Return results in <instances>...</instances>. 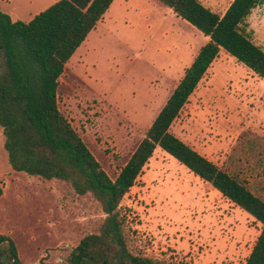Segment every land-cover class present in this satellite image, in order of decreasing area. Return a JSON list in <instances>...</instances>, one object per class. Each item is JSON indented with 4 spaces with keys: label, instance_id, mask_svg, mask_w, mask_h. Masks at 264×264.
<instances>
[{
    "label": "rangeland",
    "instance_id": "rangeland-1",
    "mask_svg": "<svg viewBox=\"0 0 264 264\" xmlns=\"http://www.w3.org/2000/svg\"><path fill=\"white\" fill-rule=\"evenodd\" d=\"M49 1L0 0V10L27 21ZM129 1L132 12L103 16L57 87L60 111L112 179L208 40L155 0ZM200 1L221 15L232 0ZM246 21L264 50V3ZM170 130L264 200V79L247 66L220 50ZM3 141L0 126V232L23 264L61 262L97 230L100 208L62 181L13 170ZM120 205L138 249L178 264H244L261 228L159 147Z\"/></svg>",
    "mask_w": 264,
    "mask_h": 264
},
{
    "label": "trees",
    "instance_id": "trees-1",
    "mask_svg": "<svg viewBox=\"0 0 264 264\" xmlns=\"http://www.w3.org/2000/svg\"><path fill=\"white\" fill-rule=\"evenodd\" d=\"M113 0H54L28 21L0 10V126L11 168L42 180H59L80 197L90 196L102 217L61 262L38 264H178L148 257L128 234L121 200L156 147L209 183L261 224L244 264H264V200L186 144L171 130L189 96L224 50L264 79V50L251 39L246 19L264 0H232L218 14L200 0H157L208 40L159 109L114 179L101 167L58 107L65 65ZM4 181L0 180V197ZM0 264H23L13 239L0 232Z\"/></svg>",
    "mask_w": 264,
    "mask_h": 264
},
{
    "label": "crops",
    "instance_id": "crops-1",
    "mask_svg": "<svg viewBox=\"0 0 264 264\" xmlns=\"http://www.w3.org/2000/svg\"><path fill=\"white\" fill-rule=\"evenodd\" d=\"M155 1H156V2H159V1H157V0H155ZM53 2H54V0H50V1H49L45 6H43V8H41V9H43V10L46 9V8H47L48 6H50ZM159 3H160V2H159ZM117 5H118V7L120 8L121 11H124V12H126V13H128L127 11H129V9L131 10V5H130V1H129V0H113L112 3L110 4L109 8L107 9V11L105 12L104 15L107 16V15L110 13V11L113 9V7H114V6H117ZM169 9H170V8H169ZM170 10H171V9H170ZM38 11H39V10H38ZM40 11H42V10H40ZM40 11H39V12H40ZM39 12H37V13H39ZM131 12H132V10H131ZM37 13H36V14H37ZM8 15H9V14H8ZM34 15H35V14H34ZM34 15H31L30 17L32 18ZM104 15H103V16H104ZM9 16H10V15H9ZM15 17H18V15L16 14ZM31 18H30V19H31ZM11 19H12V20H15L16 18L12 17ZM102 19H103V18H102ZM102 19H101V20H102ZM101 20H100V21H101ZM27 21H28V20H27ZM100 21H99V22H100ZM99 22H98V23H99ZM98 23H97V24H98ZM91 33H92V31L89 33V35H88L87 37H89ZM85 42H86V41H84L83 44H84ZM80 48H81V46H80V47L74 52V54H76ZM74 54H73V55H74ZM73 55H72V56H73ZM3 190H4V188H3ZM2 195H3V194H2ZM2 195H1V196H2Z\"/></svg>",
    "mask_w": 264,
    "mask_h": 264
}]
</instances>
